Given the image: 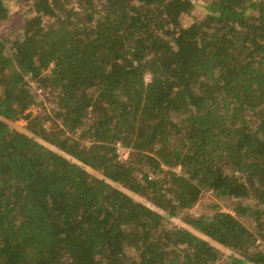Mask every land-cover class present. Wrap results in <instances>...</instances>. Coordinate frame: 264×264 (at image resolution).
<instances>
[{"label": "trees", "instance_id": "trees-1", "mask_svg": "<svg viewBox=\"0 0 264 264\" xmlns=\"http://www.w3.org/2000/svg\"><path fill=\"white\" fill-rule=\"evenodd\" d=\"M11 2L0 264H264V0Z\"/></svg>", "mask_w": 264, "mask_h": 264}, {"label": "rangeland", "instance_id": "rangeland-1", "mask_svg": "<svg viewBox=\"0 0 264 264\" xmlns=\"http://www.w3.org/2000/svg\"><path fill=\"white\" fill-rule=\"evenodd\" d=\"M8 10H9V18L3 22L0 23V37L2 39L10 40L13 38V34H15V30L17 27H19L20 21H21V16L18 14L21 11V8H19L17 5H15L14 2L8 3ZM203 14V13H202ZM202 14L196 13L193 16V19H201ZM205 16V15H204ZM203 16V17H204ZM192 22V18L190 19H183L182 24L184 26H188ZM15 31V32H14ZM30 84L32 86V91L33 93L41 94L42 95V88L39 87L35 81H30ZM37 109H33L31 112L32 116H34L37 113ZM14 125L21 130L29 133L30 132V125H29V120L27 119H18L13 122ZM46 130H50L53 127V124L51 122L45 123L44 125ZM31 133V132H30ZM120 158L123 159V156L119 154ZM127 156V155H126ZM176 171L179 173L180 168H176ZM215 206H219L220 210L225 211V212H231L233 213L230 208L226 206V202L223 200H218L212 191H204L197 202V204L191 208L188 212L192 214L195 217H201V216H209L215 212ZM182 217V216H180ZM178 217L175 219H172L171 223H168V226L170 228L172 227H181L182 225V219ZM180 218V219H179ZM217 245V247L221 250L218 249L220 254L222 255L223 259H228L230 258V255L233 253L231 250L223 249L220 247V245ZM234 255H238L237 252L234 253Z\"/></svg>", "mask_w": 264, "mask_h": 264}, {"label": "built area", "instance_id": "built-area-1", "mask_svg": "<svg viewBox=\"0 0 264 264\" xmlns=\"http://www.w3.org/2000/svg\"><path fill=\"white\" fill-rule=\"evenodd\" d=\"M146 81L147 82L150 81V76L149 75L146 76ZM118 152H119V154L121 156H123V154H124L123 159H126L127 158V156H126L127 155V151L124 148H121L120 146H118Z\"/></svg>", "mask_w": 264, "mask_h": 264}]
</instances>
